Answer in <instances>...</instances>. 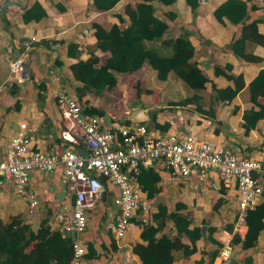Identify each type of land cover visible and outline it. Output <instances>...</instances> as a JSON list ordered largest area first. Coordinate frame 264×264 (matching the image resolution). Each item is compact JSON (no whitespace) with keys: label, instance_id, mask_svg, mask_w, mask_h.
<instances>
[{"label":"crops","instance_id":"0c3cea01","mask_svg":"<svg viewBox=\"0 0 264 264\" xmlns=\"http://www.w3.org/2000/svg\"><path fill=\"white\" fill-rule=\"evenodd\" d=\"M138 1L120 0L113 9L98 11L93 0H0V157L6 153L11 139L22 131V124L26 125L24 132L30 139L32 149L56 154H62L67 150L68 144L61 138L63 125L56 105L58 95L63 92L72 95L87 108L102 110L104 124L108 127L132 124L128 119L129 115L134 110L146 108L151 120L144 126L150 136L192 133L198 139L210 142L216 147L231 146L241 156L264 159V118L247 134L243 120L245 111L258 109L251 101L249 84L261 70H264V44L253 40L247 41L245 52L254 60L242 61L234 55L233 40L236 35L242 33V26L233 24L227 18L220 22L215 16L216 9L227 0L204 2L197 0L198 6L195 10L187 0H176L169 7L158 4L159 15L167 11L176 15L167 38L179 35L182 27L193 32L190 41L195 47L194 60L210 79L206 84V91L202 94L203 104L206 109L212 108L218 112L220 126L188 110L164 108L167 102L178 101L175 94L178 89L185 93L183 98L193 95L194 91L184 84L183 86L180 79L172 81L176 78L173 74L166 82L156 81V71L148 63L134 73L112 71L115 85L107 87L100 94L94 89L84 88V84L75 77L72 66L79 61L89 60L92 55L100 59L97 67L104 69L110 52L98 47L97 28L101 27L107 33L116 26L123 29L130 23L129 15L125 12L126 7H134ZM36 2L43 6L47 16L40 21L27 23L23 19V11ZM248 5L256 8L254 11L250 8V22L257 21L258 31L264 35V0H252ZM119 15L123 17L124 22H121ZM71 42L78 44V54L74 57L68 53V44ZM26 44H29V47ZM21 54H25L27 69V76L24 78L14 74L11 68L13 61ZM226 65L232 66V73L241 76L245 83L244 89L228 104L216 101L210 96L214 94L213 85L219 89L235 88L233 80L215 74V68H224ZM40 83L45 84L47 89L40 90ZM172 85L175 86L174 89L166 92L165 89H170ZM143 95L152 97L148 102L149 107L140 103ZM162 97L165 98L164 101ZM156 108H161L159 111L162 112L153 119ZM166 122L170 123L168 131L161 127ZM217 127L221 130L219 134L215 133ZM75 148L86 152L81 146ZM153 167L161 176L156 186L158 193L154 197H149L140 186L139 210L153 214L166 202L171 209L175 208L176 203L181 202L192 215L193 225L201 228L206 225L207 235L210 226L216 227L213 237L223 244L222 248L230 245L234 259H238L241 248L231 245L233 234L226 228L233 224L236 231L238 226V215L226 208L231 200L238 204L237 187L224 186L216 176L206 181L178 178L181 182L192 181L212 186L216 193L213 202L208 208L198 207L196 202L192 203L190 194H184L179 199L168 198L166 185L176 178L160 163H155ZM62 175V167H58L49 175L33 173L27 187V195L13 193L7 185H0V219L7 223L12 217L22 215L32 224L35 231L40 228L43 219H48L51 229H57V214L70 210L75 202V195L64 185ZM222 187L225 189V196L220 192ZM30 195L37 200L38 208L34 214L27 215ZM117 196V190L109 184L102 199L92 211L88 229L81 240L86 245L91 242L101 258L94 260L85 258L87 264H142L140 257L133 252V247L137 243L146 244L141 238L142 228L133 223L126 236L119 241L108 229L110 211ZM221 199L222 204L217 212L213 213L214 204ZM262 201L264 199L258 204ZM135 219H139L138 212ZM167 226L173 227V223L168 220ZM246 230L247 226L244 225L242 237ZM112 243L124 251V256H118L113 252ZM207 243L208 240L204 238L199 240L197 252L188 259L182 258V252H175L176 260L172 264H196L202 258L207 260L208 256L205 254L209 248ZM214 248L215 246L210 250ZM252 255L255 264H264V230L258 237L257 250L252 252ZM214 264L223 263L216 258Z\"/></svg>","mask_w":264,"mask_h":264},{"label":"trees","instance_id":"16d2710c","mask_svg":"<svg viewBox=\"0 0 264 264\" xmlns=\"http://www.w3.org/2000/svg\"><path fill=\"white\" fill-rule=\"evenodd\" d=\"M119 1L93 0V3L98 11H109ZM251 1L227 0L215 11L218 21L223 22V18H227L233 24L242 26V33L234 37L232 44L234 55L242 61L254 60L245 52L247 41L253 40L264 44V35L259 33L257 21L250 22V8L256 10L255 6L249 7L248 2ZM174 2L176 0H139L134 7H126L125 12L129 15L130 23L123 29L116 26L107 33L101 27L97 28L98 47L110 52L104 69L97 67L100 59L92 55L89 60L79 61L73 65L72 70L75 77L84 84V88L94 89L100 94L107 87L115 85L112 71L134 73L148 63L156 71L159 82L168 81L173 74L188 89L194 91L191 96L168 102L167 106L170 110L186 109L220 126L218 112L212 108L206 109L203 104L202 94L206 91V84L210 79L194 60L195 47L190 41L193 32L182 27L176 37H166L176 15L171 11L159 15L158 4L169 7ZM187 2L193 10L198 6L197 0H187ZM46 16L47 12L39 2L23 11V19L27 23L40 21ZM119 18L124 22L121 15ZM68 53L73 57L76 56L78 44L69 43ZM215 74L233 80L235 88L219 89L213 85L214 94L210 96L224 104L232 102L245 87L243 78L234 75L230 65L215 68ZM39 89L47 88L45 84L40 83ZM249 90L251 101L258 109H250L243 114L246 134L255 129L257 123L264 118V101H261L264 99V70H261L249 84ZM161 112L158 111V114ZM86 113L104 115L103 111L97 108L86 107ZM161 127L164 131H168L170 123L166 122ZM220 132V128L217 127L215 133ZM138 180L142 190L147 192L149 197H154L158 193L156 186L161 176L153 166L142 165ZM102 182L106 186L109 185L105 179H102ZM220 192L225 196L223 187ZM221 204L222 199L214 204L213 213L217 212ZM186 209V205L181 202L176 203L174 209L168 208L166 202L153 214L138 210L139 219L134 218L132 221L142 228L141 238L146 244L137 243L133 247V252L140 257L142 264H172L176 260L175 252H182L183 259H188L197 252V242L203 238L201 226L193 225L192 215ZM168 220L173 223V227L167 226ZM48 221L43 219L40 228L35 231L32 224L22 215L12 217L7 223L0 219V264H74V235L71 233L63 235L59 230H52ZM245 225L247 230L243 237L234 231L233 224L226 228L233 234L231 245L241 248L237 256L240 262L255 264L252 252L257 250L258 237L264 230V201L245 212ZM216 230L217 228L213 226L208 229L209 248L205 251L208 259L202 258L196 264H214L219 256L223 244L213 237ZM87 246L86 259L101 258L91 242ZM214 246L215 248L210 250ZM112 250L118 256H124V251H121L115 243H112Z\"/></svg>","mask_w":264,"mask_h":264},{"label":"built area","instance_id":"2783aa9c","mask_svg":"<svg viewBox=\"0 0 264 264\" xmlns=\"http://www.w3.org/2000/svg\"><path fill=\"white\" fill-rule=\"evenodd\" d=\"M204 2L206 0H200ZM29 47V44H26ZM14 74L27 76L25 54L12 63ZM62 121V140L68 144L62 154L34 150L24 130L14 136L6 153L0 157V185H7L13 193L27 195L33 173L52 174L62 167V181L75 195L70 210L57 214V229L63 235L73 234L74 264H87V245L81 240L91 221L92 211L106 192L105 179L118 196L108 229L117 241L123 239L140 207L141 166L160 163L178 178L206 181L215 176L226 187L238 190L237 233L244 234L245 212L254 209L264 199V159L241 156L233 147H216L198 139L192 133L148 135L144 124H116L108 127L98 114L86 113V106L67 93L56 100ZM81 146L86 152L76 150ZM27 215L34 214L38 202L29 196ZM234 258L232 247L220 250L217 259L230 264Z\"/></svg>","mask_w":264,"mask_h":264},{"label":"rangeland","instance_id":"374dc122","mask_svg":"<svg viewBox=\"0 0 264 264\" xmlns=\"http://www.w3.org/2000/svg\"><path fill=\"white\" fill-rule=\"evenodd\" d=\"M178 78H174L172 81H176ZM158 81V80H156ZM171 80L169 81L170 83L172 82ZM178 81H180L178 79ZM180 83L183 85V82L180 81ZM184 86V85H183ZM174 85L171 86V88H166L165 91L168 92L170 90L174 89ZM140 89V87H139ZM183 91V90H182ZM180 89H178V91L175 92V94L177 95V100L183 98V96L185 95V93H183ZM171 93V92H170ZM152 97H150L149 95H143L142 100L140 101V103L146 107H149V103L150 99ZM176 98V97H174ZM162 100L164 101L165 98L162 97ZM167 102V101H166ZM168 102L164 105V108H168L167 106ZM156 111H159V109L161 108H156ZM167 110V109H166ZM186 110V109H183ZM154 112V116L158 114V112ZM151 112H153L152 108H151ZM160 114V113H159ZM195 115V114H193ZM150 122V121H148ZM195 123H197V121H194ZM176 179L173 178V180H171L169 182L168 185H166V189H167V196L169 195L168 198H171L172 200L175 198H182V196L184 194H190L192 197V203L197 204L198 207H205L208 208V206H210V203L213 202V198L216 196V193L213 191L212 186H208L207 184H198L192 181H179L178 177H175ZM12 198H14L12 196ZM181 200V199H180ZM114 204V203H113ZM226 208H229L232 210L233 213L236 212V215L238 211H239V207L236 201H229L228 204L226 205ZM112 209H114V206H112ZM194 211V208H193ZM230 219L232 220V216H230ZM207 222V221H206ZM243 228V227H241Z\"/></svg>","mask_w":264,"mask_h":264},{"label":"water","instance_id":"95a60500","mask_svg":"<svg viewBox=\"0 0 264 264\" xmlns=\"http://www.w3.org/2000/svg\"><path fill=\"white\" fill-rule=\"evenodd\" d=\"M129 121L133 124H145L148 121L151 120V116L149 114L148 109L146 108H139L137 110H134L128 117ZM201 232L203 235V238L205 240H208V235H207V226L204 225L201 228ZM230 264H242L239 259L235 258L231 261Z\"/></svg>","mask_w":264,"mask_h":264},{"label":"clouds","instance_id":"9594fccd","mask_svg":"<svg viewBox=\"0 0 264 264\" xmlns=\"http://www.w3.org/2000/svg\"><path fill=\"white\" fill-rule=\"evenodd\" d=\"M233 259H234V258H233ZM233 259H232V260H233Z\"/></svg>","mask_w":264,"mask_h":264}]
</instances>
